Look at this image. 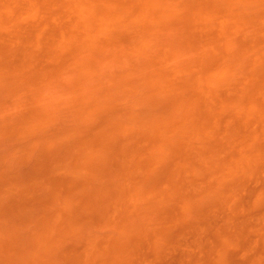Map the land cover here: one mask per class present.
Returning <instances> with one entry per match:
<instances>
[{
  "label": "rangeland",
  "instance_id": "374dc122",
  "mask_svg": "<svg viewBox=\"0 0 264 264\" xmlns=\"http://www.w3.org/2000/svg\"><path fill=\"white\" fill-rule=\"evenodd\" d=\"M0 264H264V0H0Z\"/></svg>",
  "mask_w": 264,
  "mask_h": 264
}]
</instances>
